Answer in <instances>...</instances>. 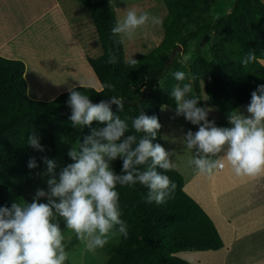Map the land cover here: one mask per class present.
<instances>
[{"label": "trees", "instance_id": "1", "mask_svg": "<svg viewBox=\"0 0 264 264\" xmlns=\"http://www.w3.org/2000/svg\"><path fill=\"white\" fill-rule=\"evenodd\" d=\"M87 11L97 37L100 55L85 57L86 63L100 84L111 83L112 90H95L76 86L93 103L111 96L123 99V109L112 105L113 113L135 117L141 111L156 116L162 106L175 107L170 97L178 82L173 73L184 71L192 77L193 94L206 101L219 113L228 116L231 110L250 102L251 92L264 84V4L263 0H233L229 13L210 19L209 10L216 0H161L166 13L162 18V38L159 44L133 60L123 58L119 35L112 33L116 19L108 0H74ZM212 36L208 50L193 55L184 63L173 58L178 50L185 54L193 42L202 36ZM257 59L247 65L241 60L248 51ZM109 54L115 58L109 63ZM24 66L19 60L0 57V206L24 199L34 178L46 166L42 157L57 159L63 166L71 163L67 153L79 139L90 134V128H73L67 106L69 91L49 101L31 100L26 96L23 79ZM187 82V81H185ZM99 93V94H97ZM198 107H203L200 100ZM204 108V107H203ZM129 131L132 133L131 121ZM105 125L93 122L91 128ZM35 132L44 152L27 145V138ZM161 127L152 140L161 144ZM137 136L143 133H135ZM35 157L38 167L29 169L27 163ZM111 168L120 174L122 161L117 158ZM176 185L175 191L162 204L145 202L148 189L140 184L117 186L120 194L121 219L127 224V238L118 235L115 244H107L103 264H190L175 256L179 252L216 251L222 247L217 231L202 209L183 191V179L175 170L157 169ZM63 231L61 221H58ZM75 238L66 244L70 251ZM66 264H68L66 262Z\"/></svg>", "mask_w": 264, "mask_h": 264}, {"label": "clouds", "instance_id": "2", "mask_svg": "<svg viewBox=\"0 0 264 264\" xmlns=\"http://www.w3.org/2000/svg\"><path fill=\"white\" fill-rule=\"evenodd\" d=\"M161 24L159 17L132 8L116 20L112 33L132 40L139 29ZM256 59L250 50L240 63L247 66ZM108 62H115L111 54ZM131 63L137 61L132 59ZM172 75L178 82L170 92L175 115L197 126V131L188 130L183 136L184 146L192 153L189 164L207 176L226 164L238 177L264 173V84L251 92L246 115L233 109L227 117L230 126L219 127L207 118L211 109L197 106L201 99L193 94L191 81L195 77L184 71ZM113 87L111 83H103L100 91ZM68 91L66 104L71 109L72 127H89L90 134L72 145L67 153L72 162L60 168L58 174L57 161L42 157L47 190L38 188L31 203L20 199L10 207L0 206V264H66L70 254L66 251L65 230L90 252L103 248L117 234L127 238L128 226L121 219L118 185L140 184L147 188L144 199L149 204H162L175 191V183L157 171L158 168L167 171L175 165L170 159L172 152L152 143L161 127L156 116L141 111L135 117L121 118L113 113L112 105L122 111V98L111 96L93 103L75 87ZM93 122L105 126L91 128ZM27 145L45 151L34 131L28 136ZM117 158L122 161L120 174L111 168V162ZM27 167L30 170L38 167L35 157L29 159ZM41 199L47 202H39ZM59 219L64 221V231Z\"/></svg>", "mask_w": 264, "mask_h": 264}, {"label": "rangeland", "instance_id": "3", "mask_svg": "<svg viewBox=\"0 0 264 264\" xmlns=\"http://www.w3.org/2000/svg\"><path fill=\"white\" fill-rule=\"evenodd\" d=\"M58 3L66 10L65 14L69 17V20L77 21L78 23L82 22L88 25V27L93 28V25L90 21L88 11L79 3L74 0H57ZM4 2V3H3ZM110 4L116 8L114 11L115 19L122 18L125 11L127 9L135 8L139 12H147L153 16L159 17L161 20L164 17L166 10L161 2V0H109ZM233 0H216L210 7L209 16L210 19L213 20L219 16L225 15L229 13L230 6ZM264 4V0L261 1ZM70 3L71 5H69ZM49 5L47 0H0V22H5L6 24L0 25V41L4 38H7L10 35L15 34V29L18 26H22L28 23L29 32L26 34L27 36V45L28 52L23 53L19 52L17 56H20L25 61L31 57L40 56L41 53L45 51L48 47L45 41V35L42 36L41 32H37L35 26L39 19H42L43 15L40 12ZM66 5V6H65ZM35 21H31V18H36ZM80 28L77 25V29ZM162 28L160 26H152L147 25L141 29H139L132 40L127 39L126 37L120 36V41L123 50V58L125 61H130L140 55L145 54L149 50L156 47L161 38H162ZM81 41L85 46V50L83 54L88 56L89 58L95 59L100 55V47L97 40V37L94 33V30L91 32L87 30L85 33H81ZM213 42V37L210 35L202 36L196 42H193L189 49H187L185 54H181V49L178 50L177 56H174V53L171 54L170 58L167 60L168 63L172 62V59L175 58L177 61L186 63L189 58L193 55H200L202 52L207 51L208 46ZM16 43V41H15ZM86 43V44H85ZM11 44L10 46H12ZM68 44L66 45V50L70 47ZM16 49L12 51L14 54L19 49V44H15ZM76 47V46H74ZM69 53V52H68ZM61 55H66V52H61ZM11 55V54H9ZM78 52L73 53L69 56V60L65 63L61 69L55 70L54 67L50 64H46V62L42 63V69L44 73V78L38 80V83L35 85L38 91L43 93V95H48L53 93L55 90H58L61 85L64 84H75L78 86H87L91 87L95 90H98L99 83L86 63L85 57L82 59L78 58ZM62 56V57H64ZM3 58H8V55H1ZM18 60V59H17ZM264 63V61H262ZM62 63V64H64ZM41 64V63H40ZM263 66V65H262ZM264 67V66H263ZM34 69H30L29 73L33 75ZM52 70V72H48ZM45 80V81H43ZM47 86V87H46ZM63 89V88H62ZM60 94V93H59ZM56 97V96H55ZM201 100L203 107L206 109H211L208 113V120L214 121L215 125L218 126V118H221V113L217 112L205 99L204 95L201 94ZM44 101V99L37 100ZM161 131H160V140L161 145L168 151L172 152V157L170 158L174 163V168L181 177L187 178L189 174L193 171L197 172L195 167L189 164V159L191 158L192 153L186 149L183 142V136L186 134L188 130L193 132L197 131V126L192 125L190 122L186 121L183 116L175 115V107L162 106L158 110ZM58 167L56 169L57 174L60 171V168L63 166V158L62 156L56 159ZM227 165V164H226ZM46 170L41 171L31 182L29 188H27L24 201L27 203H31L32 199L35 195L36 190L44 189L47 190V179L48 177L43 175ZM220 172H215L210 178L216 179L215 183H219L222 179L216 178L220 173L222 174L225 171L224 176L227 178H223L224 180L233 181L235 176H233V171L230 166H225L224 169L219 170ZM197 177H208L207 175H201L197 172ZM237 178V177H236ZM207 180V179H206ZM210 180V179H208ZM185 182V179H183ZM184 184V183H183ZM207 183L206 186L200 188L199 197L204 193L205 188H215V185L211 186V184ZM235 184H237L235 182ZM188 187H195L191 185V183L187 184ZM211 186V187H210ZM216 187H220L216 186ZM198 189V188H197ZM198 194V192L196 191ZM214 193V192H212ZM227 193V192H226ZM211 195V194H210ZM229 194L216 195L214 201L222 200L226 201L229 199ZM209 193L206 194V198L208 199ZM233 197V195H232ZM209 197V200H212ZM226 199V200H225ZM39 202L46 203V199H41ZM214 208V207H213ZM203 211V210H202ZM62 222V225L65 230V224L62 219H59ZM63 230V231H64ZM66 240L65 244L69 243L74 239L75 235L65 230ZM70 237V239H68ZM75 244L72 246L69 252V259L67 261L68 264H103L107 259V255L101 249H97L95 252H90L85 249L84 245L81 244L75 238ZM118 241V235L112 236L109 240L108 244H115ZM181 253V252H179ZM195 253V252H189ZM207 253H195V255L204 256ZM183 255H187L184 253ZM261 256V255H260ZM180 259L187 261L185 256H180Z\"/></svg>", "mask_w": 264, "mask_h": 264}, {"label": "crops", "instance_id": "4", "mask_svg": "<svg viewBox=\"0 0 264 264\" xmlns=\"http://www.w3.org/2000/svg\"><path fill=\"white\" fill-rule=\"evenodd\" d=\"M47 2L49 5L40 12L43 17L38 20L35 26L37 32H41L42 36L45 35V41L48 46L40 56L31 57L26 59V61L17 56L20 51L23 53L28 52L26 36L29 32L28 23L16 27L15 34L0 41V57L6 54L8 55L6 59H18L23 63L26 96L36 101L41 99L49 101L59 93L68 91L70 87L78 86L67 83L45 96L35 87L38 80L44 78L46 74L43 72L44 69L41 71L42 63L46 62V64L52 65L57 70L65 66L64 62H67L69 60L67 58L73 53L77 54L78 52V58L80 59L88 57L83 54L85 53V46L81 41L80 35L87 30L91 32L94 30V28L88 27L87 24L84 26L82 22L78 23L77 21L69 20V17L65 14L66 10L57 0H47ZM68 4L71 5L70 3ZM110 6L114 12L116 8L111 4ZM35 19L37 17L31 18V21L33 22ZM4 24H6L4 21L0 22V25ZM77 25L80 28L77 29ZM11 44L13 45L10 46ZM15 44H19V49L12 54V51L16 49ZM68 44L71 45L66 50V45ZM61 52H66L68 56L61 55ZM260 64L264 66L262 61H260ZM30 69H34L33 75L29 73ZM48 72H52V70ZM248 104L239 106L237 109L246 115L245 109ZM227 117V115L221 113V118H218L219 127L230 126L227 122ZM224 174L225 171L217 175L216 178L222 179L219 183H215L216 179L212 180L210 176L197 177V172L194 171L187 178L182 176V179H185V182L183 181V191L211 220L222 242V247L216 251L195 252L207 253L204 256H194L195 253L189 252L177 253L175 256H185L190 264H264V173L254 177H238L233 174L235 176L233 181L224 180V177L227 178ZM188 183L195 187H188ZM207 183L211 184V186L215 185V188H205L203 190L204 193L199 197L200 188L206 186ZM219 185L220 187H216ZM207 193H209L208 199L206 198ZM214 194L222 196L229 194L228 197H231L228 200L225 199L226 201H220L219 199L214 201V198H212ZM209 197L212 200H209ZM184 253L187 255H183Z\"/></svg>", "mask_w": 264, "mask_h": 264}]
</instances>
